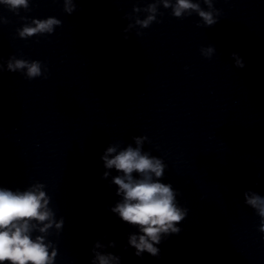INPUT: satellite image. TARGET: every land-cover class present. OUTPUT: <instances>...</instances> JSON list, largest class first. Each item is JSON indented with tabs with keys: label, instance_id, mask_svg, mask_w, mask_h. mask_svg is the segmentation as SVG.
I'll return each instance as SVG.
<instances>
[{
	"label": "water",
	"instance_id": "95a60500",
	"mask_svg": "<svg viewBox=\"0 0 264 264\" xmlns=\"http://www.w3.org/2000/svg\"><path fill=\"white\" fill-rule=\"evenodd\" d=\"M148 2L76 0L67 15L62 0H32L21 15L62 24L27 40L16 37L20 17L0 8V63L15 54L49 68L47 79L0 72V185H46L65 218L56 264H89L103 237L122 264H264L259 218L243 203L245 190L264 194V0H215L221 17L208 28L161 8V23L124 39V14ZM138 135L189 209L159 258L124 250L134 229L109 211L118 197L101 179L108 144Z\"/></svg>",
	"mask_w": 264,
	"mask_h": 264
},
{
	"label": "clouds",
	"instance_id": "9594fccd",
	"mask_svg": "<svg viewBox=\"0 0 264 264\" xmlns=\"http://www.w3.org/2000/svg\"><path fill=\"white\" fill-rule=\"evenodd\" d=\"M215 0H150L141 6L134 4L130 13H125L127 21L121 30L124 39L136 29H148L154 22L161 23V8L170 10L177 19L197 16V27H212L221 17V10L214 6ZM32 0H0V8L20 17V26L15 29L16 37L27 40L46 37L61 26L62 21L55 16L43 18L21 15L28 13ZM62 8L67 15L77 10L76 0H62ZM143 17V18H142ZM8 19L0 16V24ZM200 54L211 58L216 53L214 45L201 46ZM234 66L244 68L243 57L232 52ZM20 73L25 79H47V63L38 59H26L11 54L0 63V72ZM150 143L146 135L131 137V142H111L100 156L105 171L101 179L108 180L115 187L118 200L109 211L134 230L129 232L124 250L133 249V254L143 259L145 253L159 258V245L170 235L179 234L181 222L188 216L189 209L178 201L181 195L171 183L163 182L168 167L164 160L144 150ZM115 172V174H113ZM52 197L46 185L36 181L24 188L0 185V264H56L65 218L57 216L51 205ZM243 203L250 207L259 218L257 231L264 239V194L251 189L243 192ZM55 237V239H54ZM106 237L96 239L90 249L89 264H122L120 255L107 251L116 248L117 243Z\"/></svg>",
	"mask_w": 264,
	"mask_h": 264
}]
</instances>
